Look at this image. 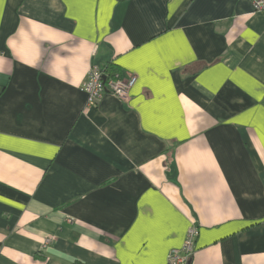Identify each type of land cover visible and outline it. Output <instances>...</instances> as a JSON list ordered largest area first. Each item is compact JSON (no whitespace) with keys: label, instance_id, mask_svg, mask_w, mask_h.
<instances>
[{"label":"crops","instance_id":"1","mask_svg":"<svg viewBox=\"0 0 264 264\" xmlns=\"http://www.w3.org/2000/svg\"><path fill=\"white\" fill-rule=\"evenodd\" d=\"M109 63L130 98L88 106ZM191 227L188 264H264V12L0 0V264H169Z\"/></svg>","mask_w":264,"mask_h":264},{"label":"built area","instance_id":"2","mask_svg":"<svg viewBox=\"0 0 264 264\" xmlns=\"http://www.w3.org/2000/svg\"><path fill=\"white\" fill-rule=\"evenodd\" d=\"M254 9L258 12H264V0H250ZM137 82V77L132 74L108 77L104 68L93 66L89 71L83 89L87 92L88 106L97 103L105 93L110 92L124 102L130 98V91ZM198 235V229L191 227L181 251L175 250L170 254L169 264H188L191 255L194 252L195 239Z\"/></svg>","mask_w":264,"mask_h":264},{"label":"trees","instance_id":"3","mask_svg":"<svg viewBox=\"0 0 264 264\" xmlns=\"http://www.w3.org/2000/svg\"><path fill=\"white\" fill-rule=\"evenodd\" d=\"M104 71L108 75V77L115 76L116 74H122V71L121 69H119V66L114 63L107 64L104 67Z\"/></svg>","mask_w":264,"mask_h":264},{"label":"rangeland","instance_id":"4","mask_svg":"<svg viewBox=\"0 0 264 264\" xmlns=\"http://www.w3.org/2000/svg\"><path fill=\"white\" fill-rule=\"evenodd\" d=\"M48 243H50V240H49V239H46V240H45V243H44V247H45V245L48 244Z\"/></svg>","mask_w":264,"mask_h":264}]
</instances>
